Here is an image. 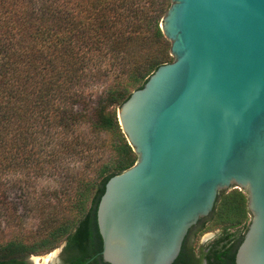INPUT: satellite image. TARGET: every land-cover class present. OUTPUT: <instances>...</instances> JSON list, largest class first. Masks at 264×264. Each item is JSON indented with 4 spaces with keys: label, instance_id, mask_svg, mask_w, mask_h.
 <instances>
[{
    "label": "water",
    "instance_id": "95a60500",
    "mask_svg": "<svg viewBox=\"0 0 264 264\" xmlns=\"http://www.w3.org/2000/svg\"><path fill=\"white\" fill-rule=\"evenodd\" d=\"M170 2L159 27L171 62L117 110L137 160L105 185L100 255L173 264L218 193L235 188L251 215L235 264H264V0Z\"/></svg>",
    "mask_w": 264,
    "mask_h": 264
},
{
    "label": "trees",
    "instance_id": "16d2710c",
    "mask_svg": "<svg viewBox=\"0 0 264 264\" xmlns=\"http://www.w3.org/2000/svg\"><path fill=\"white\" fill-rule=\"evenodd\" d=\"M56 1L0 0V264H27L30 255L49 252L62 242L67 264H108L100 255L97 207L107 181L137 160L117 118L118 108L132 92L115 82L92 105L81 98L83 89L117 64L138 90L159 66L171 61L166 51L170 44L159 27L161 0H79L77 17ZM119 7L126 13H119ZM135 19L146 21L145 27ZM84 128L111 133L115 139L108 161L75 192L70 206L78 218L48 214L40 232L21 230L6 237L2 225L15 221L7 177L19 175L10 184L13 188L21 183L29 187L31 173L48 170L42 142L57 137L61 152L62 140L73 134L70 142L78 145L75 132ZM247 201V194L237 189L219 192L212 212L189 230L173 264H198L190 234L208 227L221 233L202 252L206 264H235L251 220Z\"/></svg>",
    "mask_w": 264,
    "mask_h": 264
},
{
    "label": "rangeland",
    "instance_id": "374dc122",
    "mask_svg": "<svg viewBox=\"0 0 264 264\" xmlns=\"http://www.w3.org/2000/svg\"><path fill=\"white\" fill-rule=\"evenodd\" d=\"M57 3L58 1L55 2V5ZM78 3L79 0H59L58 5L60 7H67L71 16L77 17L80 8L77 6ZM170 5V0H161L160 9L162 16L167 12ZM119 8V13H126L124 7ZM127 20L132 21L133 19L128 18ZM138 20L135 19V24ZM145 22L140 20L139 26L145 27ZM126 29L130 30L127 27ZM150 29L151 28L148 27V32ZM156 49L160 50L161 46L159 45ZM166 51L168 56H170L169 46ZM155 53L157 52L155 51ZM151 56L152 51L148 52V59H150ZM116 65L117 64L112 66L111 70H109V72L107 71L105 77L101 80L97 82L93 79L89 80V85L83 89V96L81 98L85 99V101H89V104L96 105L99 99L103 97L107 88L115 82H122L123 87L127 89L128 93L135 91L137 84H134L133 81L131 82L130 77H125L128 73L122 74L123 71H126L125 69L123 70L122 66L119 67ZM75 133L79 136L78 141L75 143L78 145H74V142H70L72 138L71 135L73 134H69L65 137V140H62L65 145L61 149V152L60 145L58 144L60 139L57 137L52 142L47 141L46 144L42 142L40 151L43 160L48 162V164H46L48 170L40 172L39 174L36 173L35 175L31 173L32 182L28 184L29 187L21 183L13 188L10 184L14 180H19V175L7 177L9 183L7 187V199L13 204V206H10L12 208L10 212L11 215H15V221L17 219V222L13 221L9 226L8 224L6 226L5 223L2 225V229H5L6 237L9 238L15 235V232L21 230L25 233L31 231L40 232L44 226L43 222L45 217L49 216L48 214L54 213L56 216L58 215V217H60L66 213L72 218H78L75 209L70 206L72 205L75 192H77L83 180L95 176L98 168L111 157L112 143L115 138L111 133L92 132L87 128L79 129ZM234 189L235 188H231L224 192L227 193ZM237 190L241 191L240 189ZM199 227L201 228L202 224L199 225ZM220 233V229H209V227L203 233H198V231L192 232L190 234L189 243L195 254L199 257ZM63 245L64 242L60 243L49 252L30 255L27 261L37 258V262L41 264L43 260L49 256H53L57 259ZM48 262L47 260V263Z\"/></svg>",
    "mask_w": 264,
    "mask_h": 264
},
{
    "label": "flooded vegetation",
    "instance_id": "af4514ba",
    "mask_svg": "<svg viewBox=\"0 0 264 264\" xmlns=\"http://www.w3.org/2000/svg\"><path fill=\"white\" fill-rule=\"evenodd\" d=\"M200 221V220H199ZM198 221V222H199ZM196 225H198V223L196 224ZM195 225V226H196ZM200 225V224H199ZM65 245V244H64ZM64 245H63V247H62V250H61V253H60V255H59V264H67L66 263V259H67V255L64 253V251H63V248H64ZM207 251V249L206 250H204L203 252L205 253ZM197 256V255H196ZM196 259L198 260V264H206V260L204 259V256H202V254L198 257H196ZM27 264H28V262H27Z\"/></svg>",
    "mask_w": 264,
    "mask_h": 264
},
{
    "label": "bare ground",
    "instance_id": "6f19581e",
    "mask_svg": "<svg viewBox=\"0 0 264 264\" xmlns=\"http://www.w3.org/2000/svg\"><path fill=\"white\" fill-rule=\"evenodd\" d=\"M37 260H38L37 258L33 259V260H31V263L32 264H40L39 262H37ZM47 260L49 261L48 263H50V264H55V262H56V258L55 257L49 256V257L45 258V260H43V262L41 264H48Z\"/></svg>",
    "mask_w": 264,
    "mask_h": 264
}]
</instances>
